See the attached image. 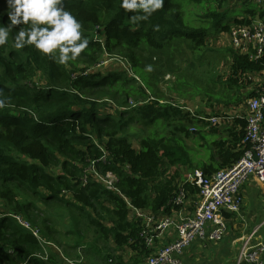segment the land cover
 <instances>
[{
    "label": "trees",
    "instance_id": "obj_1",
    "mask_svg": "<svg viewBox=\"0 0 264 264\" xmlns=\"http://www.w3.org/2000/svg\"><path fill=\"white\" fill-rule=\"evenodd\" d=\"M207 1L222 9L229 0H164L163 7L147 20L133 19L142 11L123 9L122 0H63V7L81 22L83 35L90 41L75 61L66 64L59 63L58 56L41 53L34 45L15 48V36L28 25L13 27L8 44L0 46V98H6L5 107L0 108V205L5 210L0 213V264H74L68 258L76 255L77 247L64 240L69 235L78 239L76 224L70 225L68 232H60L37 203L76 213L92 230L94 243L102 242L104 248L110 243L112 253H104L101 264H136L140 258L146 259L149 251L141 245L136 224L129 219L131 207L171 214L178 209L170 206L177 191L176 177H162V166L197 169L185 143L188 125L194 118L182 114L158 92L164 75L174 73L164 56L173 51L172 42L186 40L193 52L192 60L203 57L209 52L205 49L207 38L229 31V17L228 21L233 16L235 25L250 24L256 18L264 20V9L250 3L243 10L244 18L225 9L221 14H205L213 19L211 28L189 25L186 7ZM12 10L7 0H0V25L11 23ZM94 34L99 37L93 38ZM217 53L231 59L230 69L235 76L264 71V53L257 60L234 50ZM103 54L128 59L141 86H134L137 81L132 76L85 74L87 70L80 69L82 63L95 65ZM228 77L227 85L236 86L237 81ZM177 86L175 91L183 96V87L190 86L186 75L178 78ZM205 88L201 93L196 86L193 93L206 96L211 104H235L241 99L232 95L230 88L224 98L211 90L212 84ZM97 90H104L111 99L119 96L115 102L122 110L111 115L103 110L108 107L105 103L88 101ZM130 98L144 101L127 109ZM157 121L172 127L169 135L151 132L141 136L136 150L131 127H147ZM236 121L240 130L233 134L235 144L231 149H222L221 143L218 160L212 156L200 168L204 174L231 166L248 149L242 142L245 121ZM104 154L105 160H101ZM91 164L100 174L110 172L115 176L116 190H108L85 174ZM55 167L60 168V174L50 173ZM185 189L196 193L188 185ZM9 213L38 230L45 244L7 216ZM126 246L141 253L125 263L115 253Z\"/></svg>",
    "mask_w": 264,
    "mask_h": 264
},
{
    "label": "rangeland",
    "instance_id": "obj_2",
    "mask_svg": "<svg viewBox=\"0 0 264 264\" xmlns=\"http://www.w3.org/2000/svg\"><path fill=\"white\" fill-rule=\"evenodd\" d=\"M252 5H254V3H252ZM246 6H249L247 0H229L226 2L225 8L222 9H219V5L212 1L203 2L202 4L191 3L186 7L185 19L187 22L190 23L189 25L191 26L204 25L207 26L208 28H211L213 19L207 18L205 14H208L210 12H217L218 14H221V12L226 9L225 11L231 13L237 12L242 17L243 10ZM228 19L226 21L228 22L227 25H230V27L233 26L234 21L230 20L231 21L230 22L228 21ZM92 37L97 38L99 36L98 34H94ZM99 39L101 41L104 40L103 36H101ZM171 45L173 51L167 52L166 55L164 56V60L166 64L169 65L172 68V70H174V73H169V74L166 73L164 75L163 79L160 81L158 85V92L162 96L163 100L172 103L174 106L178 107V109L181 110L182 114H188L190 116V111H192L194 112V114L197 115L200 114L205 118H210V115H216V113H219L222 115V119H223L222 122L227 121V118H229L227 115L230 116L231 114H233L232 112L234 108H236L237 112L239 108L245 110L246 103H244L245 101L244 98H248L250 96L249 94L252 91L253 92L251 94L254 95L256 89H260L264 85L263 74L260 77L257 74L249 75V73H238L237 76L233 75V72H231L230 69L231 59L228 56L225 57V55L222 53H217V52L226 53L228 50H233L229 44V38L226 32L210 35L207 38V43L205 46V49L208 50L209 52H204L203 57L194 58V60H192L193 52L190 50L189 47L190 43L188 41L176 40L172 42ZM80 69L87 70L85 74H97V73L101 75L119 74L125 77L129 76V78L130 76H132L137 81V83H135L134 86L135 87L141 86V80L133 74L131 69V64L128 61V59L119 56L117 54L111 56L103 54L102 56H100V59L95 65L82 63L80 64ZM185 75L187 82L190 84V86L183 87L184 89L183 96H180L178 95V92L175 91V87H178L177 86L178 78L180 79ZM230 75H231V81L232 80L238 81V84H236V86L227 85V83L230 82L229 80L230 77H228ZM255 77L259 78V80H254ZM250 78L252 79V81H249ZM211 81H213L214 83H212ZM211 84L214 86V88L211 90H214L215 93H221L222 98H224L225 95L224 92H228V88H230L232 89L235 97L238 96L241 98L240 101L232 105H227L224 103L211 104L212 101H210L206 96L201 94L197 95L193 93L195 91L194 88L196 86L199 87L201 93H204V91L206 90L205 87ZM185 90L187 92L189 91L190 92L187 93L185 92ZM112 95L113 94H110V96ZM119 98H120L119 96H116V98L111 99L104 90H97L95 92V96L88 97L87 100L94 101L98 105H102V103H105L106 106L108 107L107 108L103 107V110H106V112L111 115H115L118 112H120V110H122L117 106V103L115 102ZM142 101L144 100L140 98L137 99V101L133 98L128 99L127 109L141 103ZM241 115L244 116V111L241 112ZM192 118H194L193 119L194 121L193 124L188 125L189 138L185 140V143L188 146V153L192 160V163L201 168L202 163H208V161H210L213 153H215V155L218 154V148L217 145H215V143L228 139L229 138L228 132L236 129L231 127L232 123H229L231 121L227 123H223L217 127V126L209 125L212 124V122L210 121H206L209 124L198 123L197 121L201 122L203 120H200L196 117H192ZM131 128H132L131 132L133 134L131 141L133 147L136 150L139 148L137 138L141 136L143 137L147 136L151 132L155 133L156 135L167 136L169 135L170 130L172 129V127L171 128L166 127L162 121H157L156 123H153L152 125H149L147 127H143L139 124H134ZM192 129H194V132L191 131ZM201 142L203 143V146L200 145ZM98 146L100 150L103 149L101 145ZM50 170H51L50 173L53 174L61 173L59 167H55ZM187 171L191 172L186 167H180V166L175 168V167L163 165L161 169L162 177L164 175L167 176L174 175V177L178 178V181H180L181 184L184 181L185 173ZM86 175L94 176L89 172V170H87ZM257 198L258 201L261 202L262 200H264L263 197L261 196ZM37 205L38 208H40L44 212L47 218H52L54 220L56 229L62 233L68 232L70 225L76 224L77 230L80 231V235L78 239L73 240L75 238L69 235L68 237H65L66 240H64L66 243H69V246L77 247V249H75L76 255L73 256L72 258H68L69 260L74 262V264H101L102 262L101 258L103 257V254L112 253L110 243H109V247L107 248H104L102 242L94 243L95 241L93 240L92 230L86 226V224L82 221L81 218L77 217L76 213L73 212L74 215L73 218V215L68 213L64 208L47 207L41 203H37ZM2 207L3 206L0 205V213H3L5 211ZM245 210H247V208H244V212ZM129 219H133L132 211L130 212ZM237 219H235V226H233L234 221L233 222L231 221L230 223L231 229L229 230L231 232H234L233 234L236 236H238L239 232L243 231V226H244L243 224L238 223ZM107 225L110 224L107 223ZM221 241H223V239ZM229 246L231 248L230 254L231 256H233L234 254H236L235 251L236 243H232V245L230 244ZM214 249L215 251L210 254L209 258H207L206 261L212 262L214 259H218L219 257L221 258L223 256V253L227 254L229 252V250H227L228 249L227 246H222L218 244L214 247ZM139 253H141L140 249L134 251L130 247L126 246L117 250L115 255L119 256L121 259L129 258V260H131L135 256H137L138 258ZM228 258L232 260L230 256H226L225 260ZM225 260L224 261L222 260L224 264H226ZM231 262L233 264V260Z\"/></svg>",
    "mask_w": 264,
    "mask_h": 264
},
{
    "label": "built area",
    "instance_id": "obj_3",
    "mask_svg": "<svg viewBox=\"0 0 264 264\" xmlns=\"http://www.w3.org/2000/svg\"><path fill=\"white\" fill-rule=\"evenodd\" d=\"M252 1L257 7L264 9V0ZM227 34L230 46L238 54L257 60L264 53V20L256 18L250 24H233ZM262 72L264 75V71ZM246 106L247 116L242 142L248 145V149L239 160L210 175L201 170L185 174L182 184L180 181L176 182L177 191L170 203L172 209H178L169 215L163 214V210L152 213L131 207L132 220L137 223L141 245L149 251L144 264H187L180 258L187 249L194 245L217 244L228 233L231 216L238 215L243 206L240 192L243 184L253 181L264 194V85L256 89L253 97L248 98ZM190 117L210 121L213 125L223 120L222 116L205 118L192 111ZM191 131L194 132V129ZM105 157L106 154L101 160H105ZM88 170L98 183L108 190H116L113 174H100L94 164H91ZM185 185L196 193L190 194ZM188 207H192L193 211L188 212ZM7 216L30 230L41 244H45L39 231L31 228L29 223L10 213ZM262 226L264 220L243 238L233 264H264V244L255 242ZM165 234L169 237L168 242L157 247L156 242Z\"/></svg>",
    "mask_w": 264,
    "mask_h": 264
},
{
    "label": "clouds",
    "instance_id": "obj_4",
    "mask_svg": "<svg viewBox=\"0 0 264 264\" xmlns=\"http://www.w3.org/2000/svg\"><path fill=\"white\" fill-rule=\"evenodd\" d=\"M12 7L9 13L11 23L0 25V46L9 42V36L16 25L21 28L14 38V47L21 49L34 45L45 55L58 56V62L66 64L75 61L88 48L89 39L83 35L82 24L63 7V0H7ZM164 0H122L125 10L141 12L135 20H147L161 9ZM151 71V66L147 67ZM6 98H0V108L5 107Z\"/></svg>",
    "mask_w": 264,
    "mask_h": 264
},
{
    "label": "crops",
    "instance_id": "obj_5",
    "mask_svg": "<svg viewBox=\"0 0 264 264\" xmlns=\"http://www.w3.org/2000/svg\"><path fill=\"white\" fill-rule=\"evenodd\" d=\"M248 3L250 4L252 0H247ZM253 3V1H252ZM255 5V4H254ZM256 6V5H255ZM242 17L244 18V12L242 13ZM249 17V16H247ZM263 74V72H257V75H259V77ZM249 75H253V73H249ZM256 76V75H255ZM254 80H259V78L255 77ZM249 81H252V79L250 78ZM238 84V81H237ZM253 92V91H252ZM251 92V93H252ZM251 93L249 95H251ZM232 95H234V93L232 92ZM253 97V96H251ZM250 98V96L248 97ZM248 98H244V103H246V101L248 100ZM228 105H232V104H228ZM234 108V107H233ZM246 110V111H245ZM245 110L239 108L238 112L236 111V108L233 109V114H231L230 116L227 115L229 118H227V121H223L220 122L218 124L212 125L209 124L206 121H201V123H207L211 126H220L223 123H227L229 121V123H232V128H235L236 130H231L230 132H228V139L223 140L221 142H216L215 145H217L218 151L220 149V144L222 146V149H231L232 146L235 144V140L233 136V134L237 133L240 130L239 125L236 123L238 119H243L245 121V117L247 116V106L245 105ZM244 111V116L241 115V112ZM199 113V112H197ZM238 113V114H237ZM200 115V114H199ZM214 116H222L219 113H216V115H210V117H214ZM226 143V144H224ZM201 146H203V143L201 142L200 144ZM212 156L215 157V160L217 161L218 158H216L217 155H215V153L212 154ZM212 161V160H211ZM210 161H208L209 163ZM203 164H207V163H202ZM201 165V167H202ZM197 168V165H194ZM177 168V167H175ZM226 168V167H225ZM195 170H200V169H195ZM190 171V170H189ZM188 171L185 173L187 174ZM178 181V178H176V182ZM241 195H242V199H243V206L241 209V212L236 215V216H231L230 220H229V230L231 229V221H234V225L235 226V219L238 220V223L243 224V231L239 232L238 236L234 235V232L228 231L227 235L223 238V241H221L220 243H217L218 245H222V246H227L229 250V252L227 254L223 253V256L221 257L222 260H225L226 256H230L232 258V260L234 261V258L237 255L238 249L241 245V243L243 242V238H245L246 236H248L251 231L256 228L258 225H260L263 220H264V200L258 201L259 196L263 197L264 199V194L260 191L259 186L254 183L253 181L250 182H246L245 184L242 185L241 189H240ZM244 208H247V210H245L244 212ZM192 210V207H188L187 211L190 212ZM235 228V227H234ZM257 240L255 242H260L264 244V226L261 227V229L258 231L257 233ZM169 240L168 235H164L162 236L157 242H156V246L157 247H161L163 245H165ZM232 243H236V254H234L233 256H231L230 254V244L232 245ZM217 244H213V243H206L204 245H194L191 248L187 249L181 256V260H183V262L187 263V264H224L221 260V258L219 257L218 259H214L212 262H208L206 261L207 258H209L210 254L213 253L215 251L214 247ZM124 262H128V259H124ZM231 259H226L225 262L226 264H232ZM66 262V261H65ZM145 263V259L142 260L140 258V261L136 264H144ZM69 264H72L71 262Z\"/></svg>",
    "mask_w": 264,
    "mask_h": 264
},
{
    "label": "water",
    "instance_id": "obj_6",
    "mask_svg": "<svg viewBox=\"0 0 264 264\" xmlns=\"http://www.w3.org/2000/svg\"><path fill=\"white\" fill-rule=\"evenodd\" d=\"M256 159V158H255Z\"/></svg>",
    "mask_w": 264,
    "mask_h": 264
}]
</instances>
